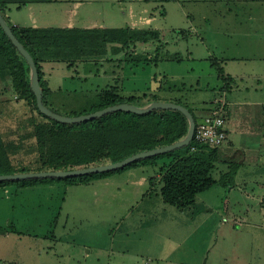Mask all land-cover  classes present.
Wrapping results in <instances>:
<instances>
[{
  "label": "rangeland",
  "instance_id": "1",
  "mask_svg": "<svg viewBox=\"0 0 264 264\" xmlns=\"http://www.w3.org/2000/svg\"><path fill=\"white\" fill-rule=\"evenodd\" d=\"M129 1L96 0L88 8L103 24L121 28ZM153 3L156 18L149 28H157L163 37L158 51L136 45L112 55L109 47L97 60L53 59L63 68L49 71L57 74L51 79V95L44 96L46 106L65 117L87 115L96 112L109 91L139 98L136 105L146 106L151 96L168 97L162 90L169 86L194 83L192 70L195 75L204 73L203 84L207 71L216 74L213 58L230 57V65L245 68L242 62L259 61L264 54V0ZM190 31L194 33L188 37ZM140 56L157 61L130 60ZM233 57L243 60L232 63ZM210 77L215 88L217 77ZM211 94V89H202L172 97L191 106L204 105ZM19 98L18 94L13 102ZM25 102L28 107L19 110L21 119L14 122L21 131L3 136L6 142L14 140L8 151L11 164L35 169L39 159L33 125L43 119L32 103ZM218 149L225 162L242 159L235 147ZM248 162L240 165L230 187L215 183L183 210L163 203L158 195L162 161L86 185L0 187V264H264V162ZM227 166L217 164L212 178L218 181Z\"/></svg>",
  "mask_w": 264,
  "mask_h": 264
},
{
  "label": "trees",
  "instance_id": "2",
  "mask_svg": "<svg viewBox=\"0 0 264 264\" xmlns=\"http://www.w3.org/2000/svg\"><path fill=\"white\" fill-rule=\"evenodd\" d=\"M4 5L5 3L0 1V13L2 15L4 14ZM4 19L6 20L5 17ZM6 22L8 23L7 20ZM9 26L13 35L34 60L45 106L44 96H46L48 90L42 80L41 72V64L45 60H75L80 58L97 60L101 58L106 52V48L109 47H111L112 55H117L136 45L155 47V51H158L161 41L160 33L151 28L140 30L121 27L83 30L58 28L25 29ZM0 41L3 44L5 55L10 57V68L7 73L11 78L13 90L19 94L21 99L32 103L38 116L43 119V121L38 122L34 120L33 125L37 140L35 149L38 152L39 162L37 163L39 165L35 169L27 166H13L10 162L9 150L0 138V175L42 171H70L113 164L140 152L172 145L187 134L188 122L180 112L176 111L159 110L144 115L115 112L92 121L73 125L61 124L51 120L38 111L35 97L30 90L29 67L1 28ZM130 60L135 63L150 64L156 62L157 58L140 56L131 57ZM213 65L224 84L222 89L229 91L234 79L224 75L219 62ZM137 99L139 98L126 97L114 91L105 92L102 97V105L95 111L123 103L143 107L140 104L136 105L138 103ZM154 101H159L157 96H151V99H148L147 102L151 103ZM176 104L186 107L179 102ZM186 108L192 115L196 126V118L192 110L188 107ZM159 161L163 163L160 167L162 177L158 195L163 203L180 210L191 205L197 195L207 191L215 183L222 187H230L241 165L235 159L227 162L223 161L218 148H211L192 140L184 148L139 160L122 169L111 172L70 178L3 181L0 182V187L15 183L25 188L53 182L86 185L100 180L111 173L122 172L129 168L154 167ZM217 164L228 165V170L220 176L218 181L212 178V173L216 169Z\"/></svg>",
  "mask_w": 264,
  "mask_h": 264
},
{
  "label": "crops",
  "instance_id": "3",
  "mask_svg": "<svg viewBox=\"0 0 264 264\" xmlns=\"http://www.w3.org/2000/svg\"><path fill=\"white\" fill-rule=\"evenodd\" d=\"M0 1L5 3L3 16L6 18L9 25L16 28H58L83 30L119 28L109 26L108 24H103L100 22V18L95 17V15L99 16V14L88 7L94 6L93 4L96 2V0ZM153 1L157 0H130L127 10V18L125 19L124 26L122 27L136 29L137 27L140 28V24H144V28L151 27L156 18ZM236 1L241 2V0ZM161 15L164 16V13L162 12ZM142 20H144V22H142ZM153 30L158 31L157 28H153ZM181 33L184 37H186L184 32ZM193 33V31H190V33H187V36L189 37ZM247 36H250V33ZM260 54L262 57L259 61L255 59L253 62H242L244 65L243 67L245 68H236L234 66L235 69L229 64L230 57L213 58L212 65L216 64V62H219V65L223 66H221V68L223 69L224 75L234 79L232 84L233 87H231L229 91L222 89L224 84L217 71L215 72L216 74H214V72L210 70L207 71L208 80H206L203 84L200 83V78L204 73L195 75L192 70L191 77H193L192 79H194V83L187 85L182 82L180 86H169L167 91L162 90L161 87L159 88L163 91V93L166 92L168 94V97L160 98V102H179L185 105L192 110L196 118V123L200 122L205 116L208 115L209 102H211L214 98L224 94L225 100L227 102L224 129L228 134V141L222 148L226 146L235 147L236 153H238L240 156L242 154V159L240 161L237 160L241 163L242 168L248 161L249 164L254 165L264 162V86L262 87L264 82V54L262 52ZM233 58L234 61L232 60V63L243 60V58ZM177 59H179V57H177ZM9 60L10 57L5 55L3 44L0 41V138L8 150L13 145L14 140L8 139L6 142L3 134L7 133V136H9V134H12L13 136L16 131H21V125L14 124L15 121H19L21 119L20 114H16L19 112V110H26L28 107V104L23 99L19 98V101L13 102L14 97L18 94L13 91L11 78L7 73V70L10 68ZM57 68H59L58 71H62L60 70L63 68L62 63L60 61L55 62L53 59L45 60L41 64L42 80L48 88L46 97L51 95V79L55 78L54 76L57 74L50 73L49 71ZM212 74L217 77L219 82V85H217L215 88H212V84L214 83L210 80V75ZM184 77L185 75L181 77L183 81ZM202 89L212 90L210 99L204 105H198V102L197 104L195 103L190 106L188 103L187 105L186 103L184 104L183 102L179 101L178 97H172V94L174 93H191L195 90ZM21 102L24 103V106L21 104ZM253 108L255 109L251 110ZM4 117H7V123L4 122ZM3 127H6V129ZM143 181L145 180H141L142 184L144 183ZM43 187L44 186L36 185L30 187V189H42Z\"/></svg>",
  "mask_w": 264,
  "mask_h": 264
},
{
  "label": "water",
  "instance_id": "4",
  "mask_svg": "<svg viewBox=\"0 0 264 264\" xmlns=\"http://www.w3.org/2000/svg\"><path fill=\"white\" fill-rule=\"evenodd\" d=\"M0 28L2 29L8 40L11 42L13 47L16 49L18 54L27 63L30 70L29 72L30 90L35 97L36 107L38 111L45 117L61 124L73 125V124L92 121L94 119H98L101 118L102 116H106L108 114H112L115 112H126L136 115H144L152 111L163 110V111L180 112L188 122L187 134L185 135L184 138H182L178 142L165 147L156 148L154 150L137 153L117 163L106 164L97 167L70 170V171H44V172L42 171V172H28V173L0 175V182L21 181L28 179L70 178V177L87 176L89 174H95V173L111 172L122 169L139 160L151 158L157 155H162L168 152H172L184 148L192 142L195 132L194 119L186 107L172 102L154 101L143 107L135 106L128 103H123V104H118L104 108L102 110L96 111L91 114L77 116V117H65L53 112L44 105L43 93L38 79V72L32 56L13 35L10 26L8 25V23L6 22V20L4 19L1 13H0Z\"/></svg>",
  "mask_w": 264,
  "mask_h": 264
},
{
  "label": "built area",
  "instance_id": "5",
  "mask_svg": "<svg viewBox=\"0 0 264 264\" xmlns=\"http://www.w3.org/2000/svg\"><path fill=\"white\" fill-rule=\"evenodd\" d=\"M142 49V48H140ZM227 102L225 95L214 98L208 105V115L195 126L193 140L211 148H222L228 141L224 129Z\"/></svg>",
  "mask_w": 264,
  "mask_h": 264
}]
</instances>
